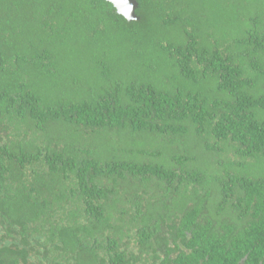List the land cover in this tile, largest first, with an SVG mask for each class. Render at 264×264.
I'll use <instances>...</instances> for the list:
<instances>
[{"label": "trees", "instance_id": "obj_1", "mask_svg": "<svg viewBox=\"0 0 264 264\" xmlns=\"http://www.w3.org/2000/svg\"><path fill=\"white\" fill-rule=\"evenodd\" d=\"M137 1L0 0V264H264V0Z\"/></svg>", "mask_w": 264, "mask_h": 264}, {"label": "rangeland", "instance_id": "obj_2", "mask_svg": "<svg viewBox=\"0 0 264 264\" xmlns=\"http://www.w3.org/2000/svg\"><path fill=\"white\" fill-rule=\"evenodd\" d=\"M263 4L260 3L259 0H210L207 3L205 0H203V3L201 6H199L202 9H206L211 13L212 18H220L221 16L228 17L229 22L226 24L227 31L231 32V29L234 25H246L248 24L250 20L251 13H254L255 11H259ZM210 6H213L209 8ZM233 31V30H232ZM86 64L84 65V67ZM264 86V81H261L260 86H258V89L260 90V87ZM60 130V129H56ZM107 141V145H110V148H115L117 143H115V136L106 135L104 138ZM92 140V139H91ZM86 141V138L82 139V142L84 143ZM86 143H92L96 144L95 142L86 141ZM132 145V142L129 143ZM135 144V143H134ZM94 148H97L98 150L103 151V146H98L96 144Z\"/></svg>", "mask_w": 264, "mask_h": 264}, {"label": "water", "instance_id": "obj_3", "mask_svg": "<svg viewBox=\"0 0 264 264\" xmlns=\"http://www.w3.org/2000/svg\"><path fill=\"white\" fill-rule=\"evenodd\" d=\"M113 4L116 11L123 15L128 21L137 20L139 17L136 13L138 8L137 0H107Z\"/></svg>", "mask_w": 264, "mask_h": 264}]
</instances>
